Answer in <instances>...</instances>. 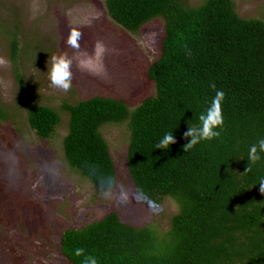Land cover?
Listing matches in <instances>:
<instances>
[{
    "label": "trees",
    "instance_id": "trees-1",
    "mask_svg": "<svg viewBox=\"0 0 264 264\" xmlns=\"http://www.w3.org/2000/svg\"><path fill=\"white\" fill-rule=\"evenodd\" d=\"M4 1L0 31L11 36L15 58L18 26ZM103 3L108 15L130 32L152 19L161 22L159 54L146 72L154 94L133 108L102 95L64 103L62 136L56 109L28 104L23 135L30 162L45 166L40 160L54 161L57 174L92 189V200L120 185L126 189V204L157 211L166 200L173 212L160 229L110 211L64 228L59 252L67 264H83L86 255L95 256L98 264H264V193L259 190L264 153L255 163L248 161L249 147L264 137V15L241 16L234 0ZM213 83L224 92L220 135L185 150L190 137L184 134L201 123L200 114L215 96ZM5 118L0 106V119ZM108 125L125 126L123 166L113 158L104 134ZM167 132H173L175 142L157 148ZM54 139L58 147L52 146ZM10 215L19 227L34 225L22 210L12 208ZM77 248L84 249L79 256Z\"/></svg>",
    "mask_w": 264,
    "mask_h": 264
},
{
    "label": "rangeland",
    "instance_id": "rangeland-1",
    "mask_svg": "<svg viewBox=\"0 0 264 264\" xmlns=\"http://www.w3.org/2000/svg\"><path fill=\"white\" fill-rule=\"evenodd\" d=\"M234 1L241 16L264 15V0ZM3 7L18 26L19 47L13 58L11 36L0 31V106L7 117L0 119V264H67L59 252L60 232L110 211L134 224L165 229L173 212L169 201L157 211L130 206L120 185L92 200V189L57 174L54 161L40 160L45 166L30 162L28 137L23 135L28 104L56 109L62 136L67 121L64 103L102 95L122 99L133 108L153 95L155 87L146 72L159 54L161 22L152 19L135 32L127 31L108 15L103 0H5ZM74 34L82 38L79 51L69 47ZM53 56L72 66L70 94L55 90L49 80ZM15 68L25 97L19 92ZM105 131L113 158L123 166L125 126L108 125ZM52 146L58 147V140ZM12 208L31 216L34 225L14 224ZM46 214L52 216L48 219Z\"/></svg>",
    "mask_w": 264,
    "mask_h": 264
},
{
    "label": "clouds",
    "instance_id": "clouds-1",
    "mask_svg": "<svg viewBox=\"0 0 264 264\" xmlns=\"http://www.w3.org/2000/svg\"><path fill=\"white\" fill-rule=\"evenodd\" d=\"M79 35L74 34L69 47L75 51H79L78 43L81 41ZM72 66L60 57L53 56L52 64L49 71V80L55 90L70 94L72 92ZM210 87L215 90V96L212 97L209 107L205 112L200 114V124L196 127H189L184 134L185 137H190V140L184 145L185 150L192 148L201 140H212L220 135L219 129L223 127V116L221 102L224 98V92L216 89V85L210 84ZM175 142L173 132H167L157 144V148L168 149ZM261 153H264V137L252 144L248 150V161L255 163L261 159ZM260 192L264 193V179L259 181ZM84 252L83 248H77L75 254L77 256ZM83 264H98L97 258L92 255H86Z\"/></svg>",
    "mask_w": 264,
    "mask_h": 264
}]
</instances>
